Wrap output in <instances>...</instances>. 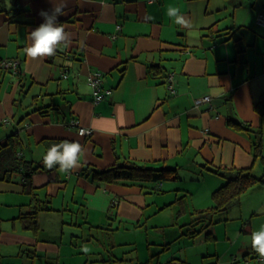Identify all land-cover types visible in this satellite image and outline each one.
I'll return each instance as SVG.
<instances>
[{
  "label": "crops",
  "instance_id": "crops-1",
  "mask_svg": "<svg viewBox=\"0 0 264 264\" xmlns=\"http://www.w3.org/2000/svg\"><path fill=\"white\" fill-rule=\"evenodd\" d=\"M62 3L58 20L70 44L29 57L39 12ZM170 6L180 16H170ZM261 12L264 0H0V62L20 63V74L0 65V264H142L133 235L150 227L147 264H264L251 245V233L264 226L255 197L264 201V183L223 211L197 213L224 183L215 168L264 174V110L254 106L264 95ZM94 71L111 90L97 103L87 80ZM204 95L210 100L196 104ZM72 119L91 133L79 134ZM258 135L261 156L253 151ZM64 140L83 146L80 166L46 168L48 148ZM125 161L171 167L177 177L94 175ZM174 192L176 219L184 221L156 238L161 224L152 215ZM189 194L203 196L201 203L184 205ZM119 231L124 239H116Z\"/></svg>",
  "mask_w": 264,
  "mask_h": 264
},
{
  "label": "clouds",
  "instance_id": "clouds-1",
  "mask_svg": "<svg viewBox=\"0 0 264 264\" xmlns=\"http://www.w3.org/2000/svg\"><path fill=\"white\" fill-rule=\"evenodd\" d=\"M66 6V3H62L52 7L50 13L43 10L39 12L43 22L29 33L30 44L25 49L29 57L36 59L54 56L58 49L68 47L71 42L70 33L58 20V17L66 14ZM168 11L170 16H180L179 8L170 6ZM85 133L86 130L82 131L81 135ZM83 156L84 149L78 141L64 140L50 145L43 156V163L48 169L59 165L62 172H69L80 166ZM251 245L255 252L264 258V226L251 233Z\"/></svg>",
  "mask_w": 264,
  "mask_h": 264
},
{
  "label": "trees",
  "instance_id": "trees-1",
  "mask_svg": "<svg viewBox=\"0 0 264 264\" xmlns=\"http://www.w3.org/2000/svg\"><path fill=\"white\" fill-rule=\"evenodd\" d=\"M16 74H20V68ZM254 106L256 111L259 114H262L264 110V95ZM259 135L258 137L256 136L253 144L255 156H261L262 153ZM214 172L224 178V183L213 191V205L203 211H197L198 214L204 217L206 216L204 214L210 215L225 210L234 199L240 197L252 185L256 183H264V174L257 176L251 168L218 167L214 169ZM94 175L97 180L104 182H113L117 180L162 181L177 177L174 168L166 166L155 168L141 165L134 161H125L121 164H115L106 169L95 171Z\"/></svg>",
  "mask_w": 264,
  "mask_h": 264
},
{
  "label": "rangeland",
  "instance_id": "rangeland-1",
  "mask_svg": "<svg viewBox=\"0 0 264 264\" xmlns=\"http://www.w3.org/2000/svg\"><path fill=\"white\" fill-rule=\"evenodd\" d=\"M207 182H209V181H207ZM179 183L184 189L186 188V189L195 190V186L197 185V184H194L193 182H189V181H184V182H179ZM199 185L201 186V185H203V183H201ZM179 192H180V195L182 193H184L182 191H179ZM261 194L262 193H260V192H256L255 193V197L257 198V203H259L258 206L261 205L263 210H264V201H263V196L260 197ZM242 195H244V194H242ZM263 195H264V193H263ZM202 197L203 196H198L197 197L196 195H193V196L190 197V194H189L188 196H185L182 199H183L184 205L187 204L188 207L190 206L192 208L193 206L201 203V201L203 199ZM175 198H176V195H175V192H174L172 200H171V203L167 204L166 206L164 205L165 207L163 206L162 208L157 210L156 213H154L152 215V218H154V219H152V221L155 222V223L161 224L159 226V228H158L160 234L157 235L156 238H158V237L163 238L165 235H169L170 232H171L170 231L171 228H179L180 224H182L183 221H184L183 218H180L179 220L176 219V216H177L176 213H177V211L179 209V204H178V202L175 201ZM168 202H170V201H168ZM211 204L212 203L210 202V205ZM234 209H232L231 211H228L226 213V215L230 219H232V218H234L236 216V215H234ZM172 211H173V213H172ZM160 213H162V214L161 215H157V214H160ZM154 215H157V216L153 217ZM187 215H188V212H187ZM225 221L226 220H223V225H224V223H226ZM231 222H233V221H229L227 223H231ZM164 224L167 225V226H165ZM153 229L154 228L150 227L149 231H146L145 228H143L142 231L135 232L134 235H133V240H134L133 241V245L136 246L137 253H139V255L141 256L142 264H147L146 261H143V260H145V259H147L149 257L146 247H147L148 240H153V231H152ZM229 229L231 230V227ZM145 232H147V233H145ZM155 232L156 231H154V233ZM115 235H116V239H124L123 236H125L126 234L124 235L121 231H119V232H116ZM220 235L223 236L224 233L223 234L221 233ZM127 239H128V237H127ZM177 246H178V243H174L173 249L175 250V248H177ZM1 250L4 252V250L2 248H1ZM188 251H189L190 254L194 253V248H189ZM0 254H1V251H0ZM3 259H8V261H3V262H8V263L9 262H13V260H14V258H8V257H5Z\"/></svg>",
  "mask_w": 264,
  "mask_h": 264
},
{
  "label": "built area",
  "instance_id": "built-area-1",
  "mask_svg": "<svg viewBox=\"0 0 264 264\" xmlns=\"http://www.w3.org/2000/svg\"><path fill=\"white\" fill-rule=\"evenodd\" d=\"M256 23L258 25L264 24V12H261L258 14L256 17ZM0 65L5 67L6 69L10 70L11 73L16 74L18 69L20 68V63L19 60L16 59H5L0 62ZM88 83L92 86V95H93V101L95 103L99 102L103 97H105L107 94L111 92L110 89L105 88L103 86L104 84V75L101 71H94L92 72L88 78ZM172 80H173V73H169L167 75V82H168V87L170 89V92L174 91V88L172 86ZM210 100V96L204 95L202 97H199L195 100V103H201V102H206ZM69 126H73L77 129V132L81 134L82 131L86 130V133L83 135H89L91 133V128L89 127H84L79 124L77 119H72L68 123Z\"/></svg>",
  "mask_w": 264,
  "mask_h": 264
}]
</instances>
